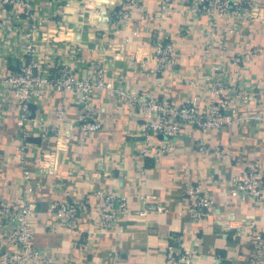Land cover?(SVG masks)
Masks as SVG:
<instances>
[{
    "label": "crops",
    "instance_id": "0c3cea01",
    "mask_svg": "<svg viewBox=\"0 0 264 264\" xmlns=\"http://www.w3.org/2000/svg\"><path fill=\"white\" fill-rule=\"evenodd\" d=\"M247 1L253 25L227 34L220 18L193 16L178 0L171 1L163 17L156 11L157 0H143L141 9L119 29L112 15L123 0H71L65 6L57 0H32L38 46L56 42L78 48V76H94L92 71L101 68L111 87L98 89L92 97L91 116L100 128L88 135L78 127L83 108L74 95L47 92L27 105L22 121L15 99L0 88V202H11L27 189L38 209L32 218L33 244L54 264H163L173 240L198 249L197 264H264L249 258V231L264 240V194L261 201L241 200L232 182L256 161L264 167V118H244L264 115V25L258 20L264 18V0ZM158 34L174 46L175 70H153V40ZM23 37L0 9V68L20 66ZM248 41L262 54L251 57L245 73L234 75L231 82L248 95L251 105L225 111L226 124L217 130L203 133L185 126L170 152L141 153L135 135L140 111L114 90L177 104L197 95L203 102L211 67L221 63L230 73V51ZM62 103L65 116L58 120L55 110ZM44 129L49 132L43 134ZM24 132L30 133L31 145L26 179L17 149L25 141ZM162 139L152 136L151 143L158 145ZM197 139L209 148L225 149L229 157L198 152ZM196 184L215 201L201 221L189 215L187 191ZM97 192L127 199V210L109 230L93 225L86 214L66 228L47 212L54 202L84 197L96 211Z\"/></svg>",
    "mask_w": 264,
    "mask_h": 264
},
{
    "label": "built area",
    "instance_id": "2783aa9c",
    "mask_svg": "<svg viewBox=\"0 0 264 264\" xmlns=\"http://www.w3.org/2000/svg\"><path fill=\"white\" fill-rule=\"evenodd\" d=\"M57 1L65 6L71 0ZM142 1L123 0L122 5L112 15L117 29L130 22L132 12L141 9ZM171 1L157 0L156 11L159 17L169 13ZM178 1L182 3L184 10L193 16L208 14L211 17L220 18L227 34H237L244 26L253 25V16L247 9L249 8L247 0ZM0 9L20 34H24L19 45L20 66L8 69L4 65L0 68V88L3 93L15 99L16 106L23 114L21 120H26L27 105L31 101L38 100L49 91H58L74 95L82 106V113L77 124L83 134L88 135L99 130L100 123L93 120L91 116L92 97L102 87L111 88L104 79L102 69L93 70L94 76L80 77L78 76L81 66L78 48L56 42L51 47L38 46L35 37L39 29L34 22L32 0H0ZM258 20L264 25V18L258 17ZM158 35L153 40V60L155 61L153 70L156 72L163 69L175 70L178 60L174 46L167 36ZM261 54L260 47L250 41L240 44L233 52L230 51L229 62L233 67L232 73H228L221 63L211 67L212 74L206 77L207 83L203 86V93L206 96L203 102L197 95L184 98L177 104L171 99L140 96L122 89H115L114 92L120 99L128 101L140 111L141 121L135 135L140 144L141 153L149 155L151 151L155 154L170 152L185 126L207 133L220 129L226 124L225 111H234L239 105L249 107L251 101L248 95L243 93L239 86L235 87L231 80L234 75L238 77L245 73L251 57ZM188 83L195 84L191 80H188ZM63 103L55 110L58 120H62L65 116ZM244 118L249 121L260 120L264 118V115L247 114ZM52 130L54 129L51 128L50 131ZM42 132L47 134L49 130L44 129ZM29 134L24 132L25 141L17 148L19 161L22 166L24 165V179L28 177L25 163L31 157ZM159 135L163 136L160 143L158 145L151 143V137ZM195 149L198 152H211L226 159L229 157L225 149L219 146L209 148L201 139L195 141ZM232 182L239 199L261 201L264 194V167L256 161L246 170L233 176ZM97 194L100 197V204L96 211L92 210L89 200L84 197L54 202L48 207L47 212L63 222L66 228H72L86 214L93 225L103 231L109 230L116 225L119 215L127 210V199L115 198L101 192ZM187 195L191 199L189 208L191 220L201 221L207 218L215 203L214 199L200 184L191 186ZM37 213V206L27 193V189H24L22 194L11 202H0V264H54L45 250L33 244L35 230L32 218ZM140 214L144 215L145 211ZM249 236L253 241L249 258L264 260V240L261 235L255 231H249ZM175 243L174 240L169 243L163 264H197L200 256L198 249Z\"/></svg>",
    "mask_w": 264,
    "mask_h": 264
}]
</instances>
